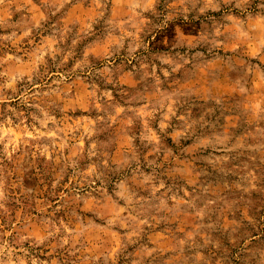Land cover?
Returning <instances> with one entry per match:
<instances>
[{"label":"clouds","instance_id":"clouds-1","mask_svg":"<svg viewBox=\"0 0 264 264\" xmlns=\"http://www.w3.org/2000/svg\"><path fill=\"white\" fill-rule=\"evenodd\" d=\"M93 7L84 31L102 21L109 45L95 72L123 103L93 85L92 107L104 115L67 123L77 101L65 99L66 77L92 70L86 53L71 72L35 91L26 84L17 97L4 93L31 84L36 63L25 68L17 56L2 74L0 100L33 111L32 133L19 140L8 114L19 128L23 113L0 111V264H264V0ZM41 184L52 195L68 190L53 207L38 198Z\"/></svg>","mask_w":264,"mask_h":264},{"label":"rangeland","instance_id":"rangeland-1","mask_svg":"<svg viewBox=\"0 0 264 264\" xmlns=\"http://www.w3.org/2000/svg\"><path fill=\"white\" fill-rule=\"evenodd\" d=\"M118 0H112V3H117ZM10 7H5L0 4V38L11 36L15 33V42L12 40L0 43V80H3L5 71L9 68H15L13 63L15 57L19 56L20 63L25 68H31L33 63H36L40 75H34L31 84L26 80L17 82V92L12 93L9 88L4 94L14 97L20 96L24 92V85L27 84L31 91L37 88H43L44 82L51 84L53 80L61 75H65L78 64L80 60L87 54L89 64L92 70L85 68L83 73L76 72L66 77V85L70 89V94L65 99L77 101L75 107L67 109V115L70 119L68 124L80 121L84 126H87L88 120L95 121L97 116H103L102 110L92 107V101L89 93L95 85L99 91H109L111 98L123 103L122 93L118 87L105 82L103 75L97 74L96 69L103 68L107 61L104 59L103 49L109 47L107 40L102 36V21H96L92 24V28L85 32L84 29L89 23V16L95 11L93 4L94 0H10ZM31 21V23H28ZM157 39H163V36L156 34ZM75 41V43H73ZM43 52V62H37L36 57ZM53 56L55 58H53ZM112 60V57L108 58ZM114 64H122L121 56H115ZM127 71V68L124 69ZM124 73H121V78ZM79 77V78H77ZM35 86V87H34ZM54 86V85H53ZM104 98L101 97L95 101L97 105L102 104ZM87 105L80 107L79 105ZM9 108H15L17 112L23 113V124L17 128L18 119H14L11 114H8L9 119H13L12 133L16 140L20 137L32 133L30 124L32 123L30 111L33 109L29 105L21 104L18 99L13 98L7 101L0 100V111ZM61 115V113H57ZM158 123V121H157ZM4 127H8L4 125ZM137 129L142 125H137ZM153 131H156V124L150 125ZM111 129H106L99 133L100 139H103L105 134H111ZM87 140H80V145H87ZM165 143L169 147L172 145L171 137H167ZM87 162L85 161V165ZM38 167L43 168L42 163H38ZM70 177H66L65 182ZM99 184V181H96ZM42 193L38 194V198H47L49 204L55 207V201L59 199L61 192H66L65 187H58L56 194H50V185L45 188ZM15 203V202H13ZM25 209L20 205H16L14 215L23 216ZM154 235H162L159 231ZM47 257L41 255V259Z\"/></svg>","mask_w":264,"mask_h":264}]
</instances>
